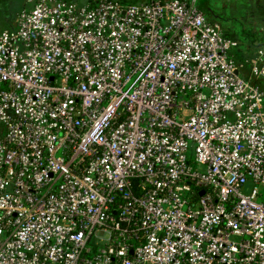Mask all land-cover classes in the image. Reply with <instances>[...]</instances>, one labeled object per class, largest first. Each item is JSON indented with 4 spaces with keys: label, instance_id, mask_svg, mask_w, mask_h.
<instances>
[{
    "label": "built area",
    "instance_id": "obj_1",
    "mask_svg": "<svg viewBox=\"0 0 264 264\" xmlns=\"http://www.w3.org/2000/svg\"><path fill=\"white\" fill-rule=\"evenodd\" d=\"M196 1L0 28V264H264V56Z\"/></svg>",
    "mask_w": 264,
    "mask_h": 264
},
{
    "label": "crops",
    "instance_id": "obj_2",
    "mask_svg": "<svg viewBox=\"0 0 264 264\" xmlns=\"http://www.w3.org/2000/svg\"><path fill=\"white\" fill-rule=\"evenodd\" d=\"M24 5L25 0H0V28H10ZM200 7L211 22L238 42L234 57L241 65V73L249 76L250 60L260 52L264 56V0H206Z\"/></svg>",
    "mask_w": 264,
    "mask_h": 264
},
{
    "label": "rangeland",
    "instance_id": "obj_3",
    "mask_svg": "<svg viewBox=\"0 0 264 264\" xmlns=\"http://www.w3.org/2000/svg\"><path fill=\"white\" fill-rule=\"evenodd\" d=\"M125 1H128V2H134V1H129V0H125ZM197 5L200 6L199 2L196 1ZM203 9V8H202ZM204 10V9H203ZM0 17H2L1 13H0ZM259 82L263 83V86H264V81L263 80H259ZM260 84V83H259ZM262 87V86H261ZM264 89V87H262Z\"/></svg>",
    "mask_w": 264,
    "mask_h": 264
},
{
    "label": "water",
    "instance_id": "obj_4",
    "mask_svg": "<svg viewBox=\"0 0 264 264\" xmlns=\"http://www.w3.org/2000/svg\"><path fill=\"white\" fill-rule=\"evenodd\" d=\"M199 2V4H204L206 2V0H197Z\"/></svg>",
    "mask_w": 264,
    "mask_h": 264
}]
</instances>
